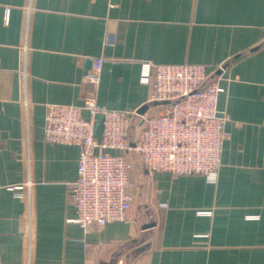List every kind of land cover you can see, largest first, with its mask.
I'll return each mask as SVG.
<instances>
[{
	"label": "crops",
	"instance_id": "0c3cea01",
	"mask_svg": "<svg viewBox=\"0 0 264 264\" xmlns=\"http://www.w3.org/2000/svg\"><path fill=\"white\" fill-rule=\"evenodd\" d=\"M262 41L264 0H0V264H264ZM98 57L94 89L86 75ZM143 63L203 64L224 89L217 179L151 173L131 153L128 219L85 231L69 222L79 148L45 141L46 107L95 94L108 109L138 111L153 87L141 82ZM19 184L30 196L7 187Z\"/></svg>",
	"mask_w": 264,
	"mask_h": 264
},
{
	"label": "built area",
	"instance_id": "2783aa9c",
	"mask_svg": "<svg viewBox=\"0 0 264 264\" xmlns=\"http://www.w3.org/2000/svg\"><path fill=\"white\" fill-rule=\"evenodd\" d=\"M102 67L103 58H95L86 75L94 89L99 86ZM140 79L144 84L153 80L149 102L169 101L160 105L156 115L108 109L97 102L95 94L81 106L51 103L46 107L45 141L79 148L78 175L70 187L76 217L69 222L80 224L85 231L128 219L133 206L131 153L137 154L151 173L203 175L210 182L217 179L228 136L226 118L217 109L224 89L210 81L203 64L143 63ZM24 106L27 110V100ZM138 116L143 120L134 137V118ZM99 117L102 133L98 140L94 130ZM4 187L0 183V191ZM7 187L19 198L30 196L31 184Z\"/></svg>",
	"mask_w": 264,
	"mask_h": 264
},
{
	"label": "water",
	"instance_id": "95a60500",
	"mask_svg": "<svg viewBox=\"0 0 264 264\" xmlns=\"http://www.w3.org/2000/svg\"><path fill=\"white\" fill-rule=\"evenodd\" d=\"M263 42H264V41H262L261 44H263ZM261 44H260V45H261ZM260 45H259V46H260ZM224 67H225V65H224ZM220 70H221V69H220ZM219 72H220V71H219ZM168 103H169V101H151V102H148V103L142 105V106L138 109V113H139L140 115H144V114L148 111V109H149L151 106H156V105H160V104H168ZM132 146H134V143H133V142H132ZM246 179H247V171H245V172L243 173L242 178H241V184H240V185H241V188H240L239 193H238L239 196L242 194L243 187L245 186V183H246ZM145 239H146V238H144V237L140 238V240H138V243H142V242H144ZM135 253H137V251H136Z\"/></svg>",
	"mask_w": 264,
	"mask_h": 264
},
{
	"label": "rangeland",
	"instance_id": "374dc122",
	"mask_svg": "<svg viewBox=\"0 0 264 264\" xmlns=\"http://www.w3.org/2000/svg\"><path fill=\"white\" fill-rule=\"evenodd\" d=\"M138 126L135 125V128L132 131V135L135 137L139 131H137Z\"/></svg>",
	"mask_w": 264,
	"mask_h": 264
}]
</instances>
